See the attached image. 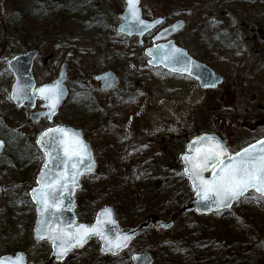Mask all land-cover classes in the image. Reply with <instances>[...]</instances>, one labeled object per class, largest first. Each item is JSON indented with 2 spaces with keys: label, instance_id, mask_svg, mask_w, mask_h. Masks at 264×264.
Returning <instances> with one entry per match:
<instances>
[{
  "label": "rangeland",
  "instance_id": "1",
  "mask_svg": "<svg viewBox=\"0 0 264 264\" xmlns=\"http://www.w3.org/2000/svg\"><path fill=\"white\" fill-rule=\"evenodd\" d=\"M92 1L95 4L92 12L98 11L102 17L108 40L92 39L84 32L80 43H61L60 46L45 39L41 41L42 30L30 34L27 45L9 39L4 23L14 7L9 0H0V138L6 141L4 155L0 157V258L24 252L27 262L33 264H129L132 252L149 251L156 264H179L172 262L177 258L173 253L169 256L161 250L164 242L171 240L180 242L183 251L189 250L183 255L184 264H264V259L254 253V247L260 245L264 256V230L258 228L256 236L244 233L264 222V203L251 193L228 212L204 217L189 236H183L180 227L190 219L186 214L178 218L174 228L165 234L151 227L131 244L128 251L116 257L102 256L95 239L82 249L71 251L63 262H50V243L33 237L35 210L28 192L35 185V175L43 156L37 157L31 150L36 147V137L46 127V122L32 124L27 118V109L14 107L10 99L14 78L7 64L15 55L34 48L36 34L40 45L32 71L37 85L51 83L57 77L61 64L67 63L65 84L69 93H80L75 99L65 101L56 121L72 119L70 109L77 113L84 102L82 91L91 94L100 111L96 122H87L86 127L81 128L92 144L98 162L95 173L82 177L83 187H95L94 182L102 176L107 157L114 158L113 162L119 164L117 173H121L123 178L130 174L132 168L143 169L133 164L136 160L161 161L164 166L158 167L164 168L165 174H170L172 179L179 177L182 170L172 165L174 157H166L163 150L159 152L166 149L161 146V140L170 135L180 138V152L187 139L207 130L219 132L224 139L230 138L235 142L234 150L245 146L248 140L264 136V0H195L191 7L181 0L179 5L178 0H142L146 19L151 18L153 9H158L166 19L165 25L184 20L185 27L172 39L202 62L204 60L200 56H209L210 67L223 77V84L217 89L220 95L202 91L189 77L148 66L144 48L135 39L115 32L116 15L123 8V0ZM81 18H86L87 22L96 20L90 13ZM204 27L205 33L199 37ZM152 36L145 39L148 45ZM106 70L116 72L121 83L118 88L101 93L93 77ZM221 88H224L223 94ZM127 90L132 93L127 94ZM129 96L132 102L123 103ZM213 96L216 100L212 102ZM234 109L237 112L232 115ZM126 112L130 113L127 119L124 116ZM111 121L122 124L118 129L122 132L118 131V134L116 131L113 135L107 132ZM26 144L30 146L25 150L31 156V163L18 156L22 152L17 146ZM145 168L149 170L151 166L146 165ZM109 179H103L102 192H98L100 186L91 191V200L83 187L77 193L79 221L90 224L104 205L118 206L107 199L92 205L95 198H101L108 192ZM135 185L130 190H135ZM168 197L164 208L189 200L184 187L174 189ZM158 215L163 220L168 219L160 212ZM125 216L133 221L125 223ZM247 216L258 223L253 225ZM117 218L124 229H129L143 221L145 216L130 210L124 216L117 213ZM177 248L176 245L175 250Z\"/></svg>",
  "mask_w": 264,
  "mask_h": 264
},
{
  "label": "water",
  "instance_id": "2",
  "mask_svg": "<svg viewBox=\"0 0 264 264\" xmlns=\"http://www.w3.org/2000/svg\"><path fill=\"white\" fill-rule=\"evenodd\" d=\"M124 4L125 6L123 8V11L117 15V18L121 21V23L117 25L116 32L118 34L127 36L129 38L137 37L139 45H142L143 37L147 33H150L155 29H157L161 25V23L164 22V19L159 18L153 21L144 20L142 18V9L140 6L141 0H137L136 8L138 9L139 18L140 20H143L145 22L144 25H141L138 21L132 18L131 10L128 7V0H124ZM183 27H184V22L182 20H179L174 22L172 25L163 28L157 33L155 37H153L152 42L154 44L145 49V55L150 58V60L148 61V65L152 67L160 66L171 73L188 75L191 78L198 81V85L200 89L215 88L222 82V78L220 76L215 75L213 71L205 64H202L194 60L192 57H190L187 51L182 47L177 46L173 40L166 41L172 35L178 33ZM36 55H37V51L32 50L27 53L16 56L8 62V68L15 77V83L12 87L10 97L17 107H21L24 104H26V106L29 109H34L37 100L43 101V103L41 104L42 110L29 114V118L33 122H38L43 118H46L48 122H51L53 117L57 114L60 105L67 98L68 95L66 87L64 86V82L67 78V73H66L67 66L63 65L61 67V71L59 73L57 80H55L51 84H45L35 89L36 83L33 78L31 69H32L33 61L36 58ZM177 60L179 62H177ZM94 79L95 81H99L101 91H108L116 87L119 83L117 76L111 71L98 75ZM46 85L49 86L56 85L58 86L59 89L58 102L56 103L55 109H52L51 112H50L49 102L46 101L44 99V96L38 91L39 89H41ZM57 127L71 130L69 135L76 134V138L79 139L80 141H83L84 145H86L87 154H82L81 156H77L71 162L64 164L61 162V159L57 158L58 154L59 157H63V149L62 147H59V139L57 140V146L49 148L47 150L44 146H42V144L37 143V145L45 155V162L48 161V167L47 168L44 167L45 163L41 166V169L36 177L37 186L34 187L33 189H37L40 187L38 180L42 175V170L43 172L48 173V176L50 178L59 176L61 172L66 173L67 187L61 190L62 197L58 201V203H60L62 206L58 208H51L48 209L47 211H42V206L39 205L36 202V200L33 199V191H32L33 189L30 191L31 200L35 205V210L37 214V218L34 226L35 238L37 240L48 239L50 241L51 249H52L50 255L51 261L62 262L67 257L69 251H71L74 248L81 249L92 238H98L101 254L115 256L123 252L125 249H127L131 241L140 233V231L148 228L150 221L149 219H146L138 226L130 230L123 231L118 221L116 220L114 208L112 206H105L97 212L95 220L92 225H88L86 223H76L77 217L74 211L76 208L75 193L78 189L81 188V182H80L81 177L84 174L92 173L95 171L96 161L89 143H87L83 138V134L81 130L68 126H55L49 129H55ZM49 129L45 130L43 133L47 132ZM42 134L39 136L38 140L41 139ZM52 135L59 138L61 134L53 133ZM205 136L215 137L216 140H218L221 144L225 145V142L214 133H200L199 135L195 136L190 141H188V143L186 144V152L180 155L179 160L181 164L184 166L183 172L190 181L192 189L194 190L195 198L189 204L184 205L181 211L177 212L176 214L180 215L182 212L187 213L190 211H195L199 215H204V214L206 215L209 214L211 211L225 210L230 208L235 201L242 198L248 192H254L260 197L264 198V195L256 192L255 189H249L247 192L243 193L238 199L233 200L231 202V205L227 208L218 206L214 199L205 200L203 198L204 194L194 186L193 179L190 178L191 175L190 172L186 171V169L191 168V162L189 160H186L185 157L186 156L192 157L196 155L197 148L201 147V145L197 144L196 141L198 138ZM43 139L45 141H48L49 137L44 136ZM262 140H264V137L259 139L258 141H262ZM258 141L250 145H256ZM3 149H4V142L0 139V154L3 152ZM46 151L51 152V157H52L51 159H49V157L46 155ZM228 154L230 155L229 151ZM73 163L77 165L76 169L72 168ZM73 171L79 173L75 177V185H73L70 182L71 173ZM208 173L209 175L206 176V174ZM202 175L206 179H210L212 177V170L211 169L206 170L202 173ZM209 195L212 196L214 194L210 193ZM106 210L108 214H106ZM42 220L51 222L53 227L64 228L65 230H67V225H72L74 230L75 227L78 225L83 224L87 226H93V225H97L99 221L98 231L100 233H102L104 236H107L109 239H112L113 241H115L117 236L127 235L128 237L127 246L122 247L118 250L109 251L107 250L106 241L101 238L100 234L89 233L87 236L84 237L82 243H80L79 245L72 246L67 250L66 254L61 255L59 253V249L53 244L52 240L48 238V235L41 232L40 235L38 236L37 232L42 227L40 223ZM157 224L159 225L160 228L166 229L171 227L174 224V222H173V218H171L167 222H162L158 220ZM18 255L22 257L23 264H26V256L22 252H18L15 255L3 256L1 258H4L5 261L15 260ZM131 262L133 264H155L153 263L152 255L148 252L141 254L134 253L133 255H131ZM29 264H33V263H29Z\"/></svg>",
  "mask_w": 264,
  "mask_h": 264
},
{
  "label": "trees",
  "instance_id": "3",
  "mask_svg": "<svg viewBox=\"0 0 264 264\" xmlns=\"http://www.w3.org/2000/svg\"><path fill=\"white\" fill-rule=\"evenodd\" d=\"M14 7V10L5 18V29L7 31V37L15 42L21 41L25 43L29 40L27 37L32 35L36 30H42L41 34L43 35L42 38L35 37V41L33 46L38 48L40 45L37 38L41 41L45 39L46 41H50L54 45L62 44H71L72 42H81L80 36L82 33L86 32L92 39H99L104 38L108 40L107 32L105 29V25H103L102 17L99 16V12L95 11L92 12L95 4L92 0H9ZM168 1V0H167ZM172 1V0H170ZM183 1L188 7H191L195 0H181ZM93 3V4H92ZM180 0H178L177 4L179 5ZM192 3V4H191ZM91 14L92 17L96 18L94 21L87 22L86 18H81L84 14L89 15ZM77 25L78 29L76 30ZM51 25L53 28L51 29ZM38 29H37V28ZM208 27V25H206ZM48 29L49 32L48 33ZM200 32V31H199ZM205 32V27L202 28L199 37H203V33ZM32 39V38H31ZM65 39V40H63ZM68 39V40H66ZM206 44L208 42H205ZM206 63H210L209 56H200ZM84 99H86L87 103L82 105L79 108L80 112L73 113L72 111V122L68 121L69 124L74 123L79 126L86 127V123L88 122V117H92L93 119L97 120L100 111L98 106L93 103L92 97L87 93L83 95ZM129 101V102H128ZM130 103L132 102V97L129 96L127 100L123 103ZM221 104L220 102H218ZM132 106H130V109ZM85 109V110H84ZM116 114V112H114ZM130 113H124L125 118L127 119ZM115 117V115H114ZM113 117V118H114ZM106 129L107 132H116L119 134L122 128V124H119L117 121H111ZM122 132V131H121ZM113 135V134H112ZM1 136V132H0ZM115 136L119 137V135L115 134ZM178 137L176 136H169L165 140L161 141L162 145H165V152L169 154L172 150L175 153L173 162L174 168L181 169L179 162L177 160V155L181 150L182 144L179 142ZM186 140V139H185ZM161 145V146H162ZM110 145H107L109 148ZM172 151V152H173ZM114 158L107 157L105 160V168L103 170L102 176L98 178L97 181L94 182L95 187L91 188L90 185L83 187V191L85 194H88L89 200H91V191L97 190L98 192H102V185L107 181L109 178L110 184H108V192H104L105 195L101 198H95L93 204L99 203L103 199H107L110 201H114L118 206L116 207L117 213L124 216L130 210H134L137 213L141 212L144 216L151 214V213H159L164 216L168 217L173 212L177 211L180 206L183 204H173L172 207L164 208V202L168 199L169 194L172 193L174 189H178L184 187L187 189L188 198L192 196V190L189 187L188 180L181 174L179 177H169V174H165L164 168L157 167L161 162L154 163L151 161L146 165L151 166V173L146 174V168H136L130 169L129 175L127 177H122L121 173H117V164L113 162ZM156 164V165H154ZM161 165V164H160ZM104 166V165H103ZM154 167V168H153ZM134 176V177H133ZM105 179V181H103ZM99 181V182H98ZM133 184H136L135 190H130ZM167 185V187H166ZM164 192H167L164 194ZM264 203V200H262ZM174 203V202H173ZM128 209V211L126 210ZM127 212H126V211ZM249 217V216H247ZM204 217H199L197 215H193L184 223L181 227L183 229V236H189L190 233L193 231L194 228L199 226V223ZM262 219V218H261ZM260 219V220H261ZM125 223H129L133 221L130 217L125 216L123 218ZM249 220H252L251 223L255 225L253 219L249 217ZM262 222V220H261ZM195 225V226H194ZM221 224L220 226H222ZM259 225V226H258ZM255 226V229H247L244 233L256 236L258 228L264 230V222L263 224H258ZM243 228L246 226H242ZM185 240V239H184ZM233 240V237H232ZM183 241V240H182ZM178 248L175 250V246ZM180 242L169 241L168 243L164 242L161 246V250L167 252L170 256L173 253V256L177 258L172 262H178L179 264L183 263L182 259L185 258L183 255L189 252V250H184L179 246ZM254 253L256 256H259L260 259H264L262 254L261 246L254 247ZM173 251V252H172ZM174 251H177L174 254ZM179 251V252H178ZM260 262V260H259ZM184 264V263H183Z\"/></svg>",
  "mask_w": 264,
  "mask_h": 264
},
{
  "label": "snow or ice",
  "instance_id": "4",
  "mask_svg": "<svg viewBox=\"0 0 264 264\" xmlns=\"http://www.w3.org/2000/svg\"><path fill=\"white\" fill-rule=\"evenodd\" d=\"M136 3L137 0H128V7L131 10L132 18L144 25L145 22L139 18ZM177 62L179 61L177 60ZM38 91L49 102L50 112L55 109L59 99L58 86L46 85ZM70 131L60 127L49 129L42 134L37 143L42 144L47 150L57 146L59 139V147L63 149V157H59L58 154L57 158L61 159L62 163L67 164L75 157L87 154L86 145L76 138V134L69 135ZM53 133H60L61 135L58 138L52 135ZM44 136H48L49 140L45 141ZM196 143L201 147L197 148L195 156L185 157L191 162V168L186 169V171L190 172L194 186L204 194L205 200L214 199L218 206L227 208L233 200L238 199L249 189H255L256 192L264 195V140L258 141L256 145L242 148L232 155L228 154L226 145L221 144L215 137H200ZM46 155L49 159L52 158L50 151H46ZM44 167H48V161L45 162ZM76 167L77 165L73 163L72 168L76 169ZM209 169L212 170V177L206 179L202 173ZM78 174L76 171L71 173L70 182L73 185H75V177ZM38 183L40 187L32 190L33 199L42 206V211L62 206L58 201L62 197L61 190L67 187L66 173L61 172L59 176L50 178L48 173L42 170ZM210 193L214 195L210 196ZM106 214H108L107 210ZM40 223L42 227L37 232L38 236L41 232L48 235L61 255L66 254L72 246L82 243L84 237L89 233L100 234L101 238L106 241L109 251L127 246V235L117 236L113 241L100 233L98 231L99 221L97 225L93 226L78 225L74 230L72 225H67V230H65L64 228L53 227L51 222L46 220H42ZM0 264H23V262L22 257L18 255L15 260L5 261L4 258H0Z\"/></svg>",
  "mask_w": 264,
  "mask_h": 264
},
{
  "label": "flooded vegetation",
  "instance_id": "5",
  "mask_svg": "<svg viewBox=\"0 0 264 264\" xmlns=\"http://www.w3.org/2000/svg\"><path fill=\"white\" fill-rule=\"evenodd\" d=\"M236 112H237V109H234V112H233L232 115H235ZM41 122H44V121H41ZM39 123H40V122H39ZM42 129H43V128H42ZM229 139H230V138H226L225 141H226V143H227V146H228L229 150L233 152V150H234V148H235V147H234L235 142L233 143V141H230ZM254 140H255V139L248 140V143H249V142H252V141H254ZM246 145H247V144H246ZM31 152H33V150H31ZM156 218H158V217H157V216H153L152 219L149 220V221H150L149 226L151 225L150 228L154 226V227H155V231H157L158 233H164V234H165V233L169 230V228H168V229H167V228H166V229H163V228L157 227L158 225H157L156 222H157L158 220H157ZM167 218L169 219V218H171V217H167ZM158 219L163 220V219H161V218H158ZM166 220H167V219H166ZM155 224H156L157 226H156ZM159 228H160V229H159ZM140 234H142V233L140 232L138 236H140ZM134 241H135V240H134ZM134 241H133V242H134ZM133 242H132V243H133ZM132 243H131V244H132ZM131 244L129 245L128 249L125 250V251H128V250L131 248V247H130ZM125 251H124V252H125ZM124 252H123V253H124ZM134 253H136V254H141L142 252H132V253L130 254V257H131V255L134 254ZM69 254H70V253H69ZM69 254H68V255H69ZM121 254H122V253H121ZM67 257H68V256H67ZM106 259H108V258H106ZM129 264H133V263L131 262V258H130V260H129Z\"/></svg>",
  "mask_w": 264,
  "mask_h": 264
},
{
  "label": "bare ground",
  "instance_id": "6",
  "mask_svg": "<svg viewBox=\"0 0 264 264\" xmlns=\"http://www.w3.org/2000/svg\"><path fill=\"white\" fill-rule=\"evenodd\" d=\"M29 196V195H28ZM133 255V254H132Z\"/></svg>",
  "mask_w": 264,
  "mask_h": 264
}]
</instances>
